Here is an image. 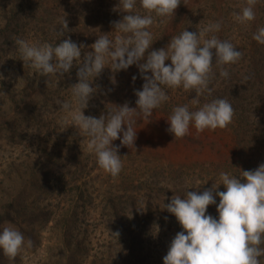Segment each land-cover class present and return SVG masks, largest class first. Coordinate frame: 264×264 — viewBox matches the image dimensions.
<instances>
[{"label":"rangeland","instance_id":"1","mask_svg":"<svg viewBox=\"0 0 264 264\" xmlns=\"http://www.w3.org/2000/svg\"><path fill=\"white\" fill-rule=\"evenodd\" d=\"M39 1L0 0V18H11L17 3L34 5ZM44 1L66 9L59 14L71 15L73 20V0ZM236 3L244 5L245 0H182L174 17L158 18L151 28L152 49H160L185 28L196 32L210 22H222L216 35L229 40L243 55L228 69V79L220 78L219 69H214L216 77L209 85L212 95L200 97V101L202 105L214 98L227 99L235 110L233 122L227 128L200 134L192 128L190 135L174 140L167 131V119L179 105L189 104L195 110L191 104L195 93L168 90L169 101L149 119L138 121L135 148H119L123 169L116 178L98 166L87 139L80 137L75 127H59L61 120H67L68 125L71 120L59 110L56 100L71 99L70 87L78 82V68L47 83V77L35 74L20 60L16 37L0 38V227L17 228L26 242L15 261L3 258L5 262L0 264H73L75 247L88 250L82 264H163L168 246L182 231L175 216L163 209L164 203L187 190L211 189L219 183L220 171L241 176L251 163L241 155L249 150H258L264 163V136L260 135H264V45L252 38L264 27V3L257 4L256 19L247 25L234 21L232 14L243 7ZM81 12L76 8L77 25L69 38L84 45L83 57L92 51L99 35L114 30L113 22L123 13L116 20L92 17L84 21ZM89 23L87 31L84 27ZM39 26L40 32L24 39L33 44L55 43L54 27L48 25L43 32ZM143 83L136 65L117 73L105 68L93 82L98 91L85 115L99 118L107 109L125 103L136 107L134 90L142 89ZM241 86L247 89L242 95ZM240 121L241 127L246 128V123L258 127L257 141H247L245 131V140L238 143ZM113 143L120 145V140ZM259 160L252 159V163ZM217 190L225 188L220 185ZM208 213L218 216L216 206L210 205ZM132 246L144 248L139 250L146 254L144 261L130 254Z\"/></svg>","mask_w":264,"mask_h":264},{"label":"clouds","instance_id":"2","mask_svg":"<svg viewBox=\"0 0 264 264\" xmlns=\"http://www.w3.org/2000/svg\"><path fill=\"white\" fill-rule=\"evenodd\" d=\"M181 3L182 0H118L122 18L113 22L112 32L99 35L91 45L92 51L83 57L84 45L70 38L61 41L68 31L65 17L53 28L55 43L15 40L20 60L35 74L47 77V83L78 68V82L70 87L71 99L56 100L59 110L71 120V125L61 120L59 127H75L79 136L87 139V148L95 155L98 166L113 178L123 169L119 148H135L138 121L149 119L169 101L168 90L195 93L191 100L195 110L189 104L179 105L167 119V131L174 140L190 135L192 128L200 134L227 128L233 122L235 110L227 99L214 98L202 105L200 101V97L212 95L209 85L216 77L214 69H219L220 78L228 79V69L243 55L229 40L216 35L222 29L221 21L210 22L196 32L185 28L166 47L152 49V26L158 18L163 21L174 17ZM259 3L264 0H245V6L232 14L234 21L240 25L254 21ZM252 38L264 45V27H259ZM133 65L144 80L142 89L134 90L136 107L125 103L107 109V114L99 118L85 115L84 110L98 91L93 82L105 68L117 73ZM116 140L120 145H114ZM218 180L211 189L187 190L164 203L163 209L175 216L182 231L168 246L163 264H264V163L255 170H243L241 176L220 171ZM220 185L225 191L217 190ZM210 205L216 206L218 216L208 213ZM25 244V236L17 228L0 227V254L10 262L15 261Z\"/></svg>","mask_w":264,"mask_h":264},{"label":"trees","instance_id":"3","mask_svg":"<svg viewBox=\"0 0 264 264\" xmlns=\"http://www.w3.org/2000/svg\"><path fill=\"white\" fill-rule=\"evenodd\" d=\"M41 1V2H40ZM39 2H36L34 5L28 3H17V6H13V12L14 15L11 18H7L6 16L0 18V38H6L10 39V37H16V38H26L28 39L31 36V33H37L40 32V26H43V32L46 26L52 27H58L59 21L64 17L59 14V11H62V7L60 6H51L48 4L47 1L40 0ZM117 3V4H116ZM15 4V3H14ZM12 4V5H14ZM235 5H238L239 7H242L245 5L242 3H236ZM118 6V0H113L112 2H109L108 0H78V3L74 0L73 2V20H71V15H66L65 19L68 22V33L64 37H61L62 39H66L67 37H73V31L75 29V22H76V8L82 9V18L85 20L93 19H99L102 17V19H109V20H116L117 15L122 14L117 10ZM139 7V6H138ZM64 11L66 9H63ZM72 11V10H71ZM24 14V16H23ZM35 16L37 19H35ZM78 16H81L79 14ZM75 24V25H74ZM30 25V26H28ZM91 24H87L84 28L88 31L90 30ZM53 30V29H52ZM258 85V84H257ZM259 85H261L259 83ZM248 89L250 93H252V89ZM247 89H245L243 86L240 87L241 95L246 92ZM256 90H260L256 89ZM259 93V92H258ZM242 121H240L239 130H238V143L242 144V142L245 140V134L244 132L248 133V138H246L247 141L251 142L257 141L258 136L255 132H258L257 126L254 128H251L246 123V128L243 126L241 127ZM254 124V123H253ZM246 129V130H245ZM259 133V132H258ZM261 136H264L260 134ZM258 150H249L246 153H243L241 157H243L246 160H249L248 165L244 168V170H255L258 168L256 166V163H262L261 160H259V155L257 154ZM253 160H259L252 163ZM124 214V213H123ZM133 232V231H132ZM135 233V232H133ZM136 234V233H135ZM163 247V246H162ZM141 252L144 250L143 247H135L132 246L130 248V254L135 257L136 260L144 261L146 259V254L141 255ZM138 253L137 255H135ZM88 250L85 248L82 250L81 248L76 249V247L73 250V264H77L79 262L82 264L87 259ZM3 258L7 260L5 256L0 255V261H3ZM132 258V257H131ZM129 262V260L127 259Z\"/></svg>","mask_w":264,"mask_h":264}]
</instances>
